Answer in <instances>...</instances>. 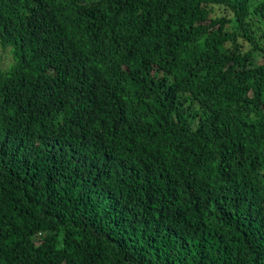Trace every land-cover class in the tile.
I'll use <instances>...</instances> for the list:
<instances>
[{
	"label": "trees",
	"instance_id": "1",
	"mask_svg": "<svg viewBox=\"0 0 264 264\" xmlns=\"http://www.w3.org/2000/svg\"><path fill=\"white\" fill-rule=\"evenodd\" d=\"M0 264H264V0H0Z\"/></svg>",
	"mask_w": 264,
	"mask_h": 264
},
{
	"label": "rangeland",
	"instance_id": "2",
	"mask_svg": "<svg viewBox=\"0 0 264 264\" xmlns=\"http://www.w3.org/2000/svg\"><path fill=\"white\" fill-rule=\"evenodd\" d=\"M12 62L11 55L9 54V49L0 48V64L2 69H7L8 65Z\"/></svg>",
	"mask_w": 264,
	"mask_h": 264
},
{
	"label": "clouds",
	"instance_id": "3",
	"mask_svg": "<svg viewBox=\"0 0 264 264\" xmlns=\"http://www.w3.org/2000/svg\"><path fill=\"white\" fill-rule=\"evenodd\" d=\"M1 65V64H0ZM2 67V66H1Z\"/></svg>",
	"mask_w": 264,
	"mask_h": 264
}]
</instances>
